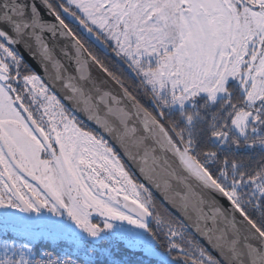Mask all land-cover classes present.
<instances>
[{
	"label": "snow or ice",
	"instance_id": "snow-or-ice-1",
	"mask_svg": "<svg viewBox=\"0 0 264 264\" xmlns=\"http://www.w3.org/2000/svg\"><path fill=\"white\" fill-rule=\"evenodd\" d=\"M0 264H264V0H0Z\"/></svg>",
	"mask_w": 264,
	"mask_h": 264
},
{
	"label": "water",
	"instance_id": "water-1",
	"mask_svg": "<svg viewBox=\"0 0 264 264\" xmlns=\"http://www.w3.org/2000/svg\"><path fill=\"white\" fill-rule=\"evenodd\" d=\"M33 66L35 67L36 71L40 74V75H44V72L43 70L35 64V62H33ZM85 123H88L87 121H85ZM90 127L94 128L95 130L97 131H100L94 124H89ZM117 150L121 152V154H123V150L120 149L119 147H117ZM125 162L128 164V166L132 169V171L135 173V175L137 176V178L141 181V182H144V183H150L148 181L145 180L144 176L139 172V168H138V165L132 163L131 161H128V160H125ZM155 191V195L162 199V193L159 191V190H154ZM168 207H171V205H166ZM174 211H176L175 209H173ZM179 215V213H177ZM187 222H191V221H187ZM199 238V237H197ZM201 243H205V241H201ZM215 254V253H214Z\"/></svg>",
	"mask_w": 264,
	"mask_h": 264
},
{
	"label": "trees",
	"instance_id": "trees-1",
	"mask_svg": "<svg viewBox=\"0 0 264 264\" xmlns=\"http://www.w3.org/2000/svg\"><path fill=\"white\" fill-rule=\"evenodd\" d=\"M94 54H97L99 56H101V58L109 60L110 62H112V64H115L117 62V58L110 52L108 53V56L105 57L104 53L102 51H100L99 49H94ZM125 78L129 80V82L132 81V74L128 73L125 70Z\"/></svg>",
	"mask_w": 264,
	"mask_h": 264
},
{
	"label": "flooded vegetation",
	"instance_id": "flooded-vegetation-1",
	"mask_svg": "<svg viewBox=\"0 0 264 264\" xmlns=\"http://www.w3.org/2000/svg\"><path fill=\"white\" fill-rule=\"evenodd\" d=\"M86 124H87V123H86ZM88 126H89V125H88ZM89 128H91V129L94 130V131H97V130H95L94 128H92V127H90V126H89ZM136 177H137V176H136Z\"/></svg>",
	"mask_w": 264,
	"mask_h": 264
}]
</instances>
